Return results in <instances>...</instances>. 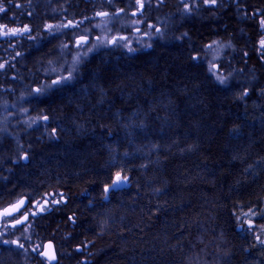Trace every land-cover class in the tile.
Returning a JSON list of instances; mask_svg holds the SVG:
<instances>
[{"label":"trees","instance_id":"16d2710c","mask_svg":"<svg viewBox=\"0 0 264 264\" xmlns=\"http://www.w3.org/2000/svg\"><path fill=\"white\" fill-rule=\"evenodd\" d=\"M186 2L191 12L182 0L148 2L140 19L161 24L162 37L135 54H93L71 82L29 99L35 126L0 142V209L65 193L68 203L32 221L40 241L56 244V264H264L243 215L264 211V60L252 15L264 0ZM136 8L105 0L88 12ZM213 41L231 47L227 86L208 71ZM23 74L17 93L39 84ZM116 173L129 187L105 199ZM30 250L2 245L0 264H47Z\"/></svg>","mask_w":264,"mask_h":264},{"label":"rangeland","instance_id":"374dc122","mask_svg":"<svg viewBox=\"0 0 264 264\" xmlns=\"http://www.w3.org/2000/svg\"><path fill=\"white\" fill-rule=\"evenodd\" d=\"M33 2L38 0H32ZM40 1H47V0H40ZM59 0H55L57 3ZM62 2L68 0H60ZM103 3L105 0H99ZM110 2L111 0H106ZM144 4V8L142 12H137V8L134 10V12H131L130 15H126L122 18L118 15V13H112L109 17H103L98 18L96 15H92L89 20V27L85 30L86 33L89 36L94 37L95 35H99V40H93L90 44L82 45L81 47L75 48L72 43H69L67 41L66 36L64 35V25L61 23L58 26L57 34L60 37V43L58 48L56 49V55L55 56H49L47 59H43L38 61L37 63H24L20 65H12L3 63V68H0V78L2 79V85L0 86V89L2 90L3 95L0 93V142H3L5 139V136L12 134L10 131L11 129H16L25 126H35L37 124L38 119L33 117L30 114V106H28V101L34 96L33 89L35 87H42L44 85L50 84L52 80H56L60 78L61 76H65L68 74V71H73V78L77 75V73L80 70V67L82 64L89 58L92 57L93 54L96 52L103 50V48L110 47L109 41L114 39V36L117 34V30L119 28L124 27H137L139 28H147V26H144V21L140 19L141 16H143L145 12V6L149 2V0H142ZM133 13H136V15H133ZM151 25V28L149 29H143L140 33H133L131 32L130 37L127 40L120 41L115 43V48H122L124 51L135 54L136 52L140 50H147L151 45L152 41L157 39V37L163 36V31L161 24H149ZM160 29V33H156V29ZM148 34V38L145 39L144 35ZM221 45H229L227 43H221ZM95 46V47H94ZM92 49L89 51V49ZM135 49V51H129V49ZM231 49L230 46L220 47L217 52V46L213 45V48L210 50L208 49L206 57L208 58V61L210 64H216L217 70L215 72L216 75H222L227 78V81L232 78V75H228L225 69H223V60L225 59L227 51ZM261 54V53H260ZM79 56V62L74 65L73 61L74 59ZM229 61H231L228 58ZM31 64V66H28ZM36 64V66H35ZM27 69V70H26ZM24 70V71H22ZM19 73H24L23 75L26 76V78L33 77L37 81H39L38 85H32L30 87V84H28L27 89L20 90L19 93L15 91V88L17 84L19 83V80H24V78ZM28 78V79H29ZM73 80V79H72ZM6 81H9L11 83H8ZM68 82H71L68 81ZM66 82V83H68ZM19 85V84H18ZM61 86V85H58ZM54 86L52 89H54ZM50 89V90H52ZM50 90H47L43 94H37L36 97L39 96H46L50 93ZM7 92L12 93L11 95L7 94ZM43 120V119H42ZM45 122L47 120H43ZM124 176V175H122ZM123 187H129V178L128 181L122 185L120 188ZM119 188V189H120ZM111 191V190H110ZM109 191V192H110ZM109 192L107 193V198L109 196ZM19 216V215H18ZM12 219H6L3 221V227L1 228L0 232L4 233L0 239H6V240H17L19 239L20 243L24 245H28L31 248V253L35 254L37 252H33L32 249L36 247L37 244L41 245V251L45 248V243L39 240L38 234L35 232V224H33L31 221L27 222L23 226L17 229H10L7 227V231H5V224L8 226V222H12ZM256 230V234L262 235L264 238V230H261L259 227L254 229ZM22 232H24V235H22ZM27 237H30L28 239ZM3 245V243H0V248ZM13 244H7V246H12ZM14 246H17L14 244ZM23 247V248H24ZM19 248V247H18ZM22 248V249H23ZM57 249V248H56ZM58 255V253H57Z\"/></svg>","mask_w":264,"mask_h":264},{"label":"flooded vegetation","instance_id":"af4514ba","mask_svg":"<svg viewBox=\"0 0 264 264\" xmlns=\"http://www.w3.org/2000/svg\"><path fill=\"white\" fill-rule=\"evenodd\" d=\"M68 2L69 3L67 5L57 6L55 0H47L46 2L40 0L35 2L32 0H0V6L5 8L4 12H0L2 16V22H0V64H27L47 59L49 56H55L56 49L60 43V37L58 36L59 34H57L58 26L61 23L63 25H67L69 21L72 22V25L64 27V35L66 36L67 41L72 43L75 48H77L75 42L82 36L89 38V41L83 45L90 44L91 41L97 40L99 35H95L94 37L89 36L85 30L87 27H89L88 22L90 17L92 15L97 16V13L100 11H93L94 14H89L88 10L89 7L94 10L101 8L103 2L99 0H68ZM72 9H74L75 12H72ZM119 10H117L116 13H118L120 18L126 16L124 11L119 13ZM48 25H52L53 27L49 29ZM24 28H28L30 31L20 32L16 35L2 34V32H8L11 29ZM143 29L145 28L141 27L139 28V31H137V27L132 26L119 28L114 38L118 40L119 37H123L125 35L128 39L131 35V32L134 34L140 33L143 31ZM146 29H149V25ZM148 36V34H145V39L148 38ZM262 38H264V31H262ZM109 44L111 48L115 47V44L113 46L111 43ZM105 49L108 50V48H103V50H100L96 53L103 52ZM59 193L63 194L64 202L52 205L50 211L38 213L35 217L31 216V211H36L34 204L36 201H42V199H37L33 202L29 200V204H32L33 207L27 213L29 215L28 222H32L35 218H40L46 214L52 213L55 208L60 207L62 204L68 203L67 198H65V193ZM55 198L58 200L61 199L60 196H56ZM49 205H51V197H49ZM12 222L15 221L12 220ZM12 222H8V227L11 230L21 227H11L10 224ZM252 232L253 235H256V237L259 236L262 240L263 236L256 234V230L254 231L253 229Z\"/></svg>","mask_w":264,"mask_h":264},{"label":"snow or ice","instance_id":"6c2138e0","mask_svg":"<svg viewBox=\"0 0 264 264\" xmlns=\"http://www.w3.org/2000/svg\"><path fill=\"white\" fill-rule=\"evenodd\" d=\"M182 2H184V10L185 12H191L192 11V5L188 4L186 2V0H182ZM224 0H219V4H223ZM135 3L138 5L137 8V12H142L143 8H144V4L142 2V0H135ZM151 3V0H149V4ZM198 3L201 5H208L209 8L211 9L214 6L218 5V0H198ZM5 8L0 6V12H4ZM121 11H123V9H121ZM97 15L99 16H107L108 13H104V12H100L97 13ZM133 15H136V13H133ZM253 16H257L260 15V21H259V25L262 31H264V14L261 13V10L257 9L256 12L252 13ZM79 23V22H77ZM72 25V22L69 21L67 25H64V27H68ZM53 26L52 25H48V28L51 29ZM149 28H151V25H149ZM30 31V29L28 28H24V29H11L8 32H2V34L4 35H16L20 32H27ZM137 31H139V29H137ZM156 33H160V29L157 28L156 29ZM147 34V33H146ZM184 35H187V33H185ZM126 37H119L120 41L126 40ZM97 40H99V38H97ZM117 39L114 38L113 40L109 41L108 43H117ZM76 46L77 47H81L83 44L87 43V39L85 37H81L79 40H77L76 42ZM213 45L217 46V52L218 49L220 47H225V46H230V45H221L219 41H213L212 44H208L205 45L206 48L208 49H212ZM259 47L256 49V51H258L259 53H261L260 58L262 60H264V38H261L258 42ZM150 46V45H149ZM95 47V46H94ZM92 49L90 48L89 51H91ZM129 51H135V49L130 48ZM80 57L77 56L73 63L74 65L76 63L79 62ZM193 60H199L200 57L199 56H193L192 57ZM4 65L0 64V68H3ZM217 65L216 64H211V66L209 67L208 71L212 74L215 75V72L217 70ZM73 79V71H68V74L65 76H61L60 78L56 79V80H52V82L50 84L44 85L42 87H38L33 89L34 93L37 94H43L44 92H46L47 90L52 89L54 86H58L61 84H64L70 80ZM215 79L217 80V82L221 85L227 86V78L222 76V75H216ZM247 95V91H245L242 95H241V99H243V96ZM41 119L43 120H47L48 117H41ZM55 131V130H53ZM24 159H27V155H25L23 157ZM128 181V177L127 176H122L120 173H116L115 178L112 180L110 185H107L104 189L105 192V199H107V193L112 190V189H119L122 185H124L126 182ZM56 196H60L61 199H56ZM49 197H51V205H49ZM63 194L62 193H50V194H45V196L42 198V201H36L34 204V207L36 209V211H31V216L35 217L38 213H44L45 211H50L51 210V206L52 205H56V204H60L63 203ZM33 207L32 204H26L25 199H18L14 204L10 205L9 207L4 208L2 211H0V218H8V217H12L14 219V223L11 225V227L15 228L18 225H24L28 222L29 220V215L27 214L30 209ZM23 210V211H22ZM19 213V216H16V214ZM247 219H246V223L248 226V230H253L257 227H259L261 230H264V225H259L257 226L254 223V220L251 217H255L257 215L260 216V218L264 219V211H261L259 213L253 211L252 209H249L248 213H244L243 214ZM69 219H72L71 217ZM7 224H5V231H7ZM239 227L244 230V225L240 224ZM4 233L0 232V237L3 236ZM22 235H24V232H22ZM28 239H30V237H27ZM257 241L261 244L264 245V240H261L259 236L256 237ZM0 243L3 244H15L17 245V247L19 248H23L24 245L20 243L19 239L17 240H4V239H0ZM33 252H37L39 255H41L42 257L46 258L47 264H53V261L57 260V257L55 255V252L53 250V245L51 243H49L47 245V250L45 251H41V245L37 244L36 247H34L32 249ZM77 251H80V248H77Z\"/></svg>","mask_w":264,"mask_h":264},{"label":"water","instance_id":"95a60500","mask_svg":"<svg viewBox=\"0 0 264 264\" xmlns=\"http://www.w3.org/2000/svg\"><path fill=\"white\" fill-rule=\"evenodd\" d=\"M101 12H104V13H108V15L107 16H99V15H97L98 16V18H103V17H108V16H110L111 15V12H108V11H101ZM119 13H122L123 11H121V10H119L118 11ZM98 13H100V12H98ZM82 37H84V36H82ZM123 37H126L125 35L123 36ZM81 38V37H80ZM86 39H87V42L89 41V38H87V37H85ZM79 40V39H78ZM112 44V46L114 45L113 43H111ZM35 88H37V87H35ZM34 88V89H35ZM21 199H25V201H26V204H29V199H28V197H26V196H23ZM15 203V202H14ZM14 203H11L10 205H12V204H14ZM10 205H7V206H5L4 208H6V207H9ZM4 208H1L0 209V211H2ZM17 215H19V213H17L16 214V216ZM8 218H12V217H8ZM5 220V218H0V230H1V228L3 227V221ZM14 222H12L10 225H12ZM18 226H23V225H18ZM241 229V228H240ZM49 243H51L52 245H53V250H54V252H55V255H56V257H57V260L56 261H53V264H56L57 262H58V260H59V255H57V250H56V244H54V242L53 241H47L46 243H45V248H44V250L43 251H45V250H47V245L49 244ZM45 258V257H44ZM46 259V258H45Z\"/></svg>","mask_w":264,"mask_h":264},{"label":"bare ground","instance_id":"6f19581e","mask_svg":"<svg viewBox=\"0 0 264 264\" xmlns=\"http://www.w3.org/2000/svg\"><path fill=\"white\" fill-rule=\"evenodd\" d=\"M59 261V260H58Z\"/></svg>","mask_w":264,"mask_h":264}]
</instances>
